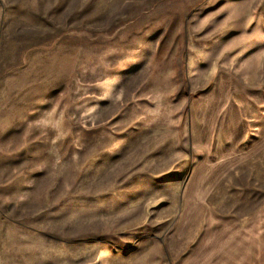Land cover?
Instances as JSON below:
<instances>
[{"label": "rangeland", "instance_id": "1", "mask_svg": "<svg viewBox=\"0 0 264 264\" xmlns=\"http://www.w3.org/2000/svg\"><path fill=\"white\" fill-rule=\"evenodd\" d=\"M0 264H264V0H0Z\"/></svg>", "mask_w": 264, "mask_h": 264}]
</instances>
